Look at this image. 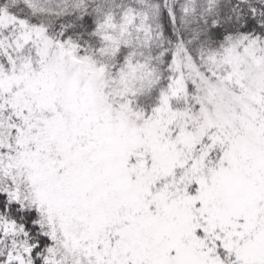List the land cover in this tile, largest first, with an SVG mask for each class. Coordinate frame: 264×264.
Segmentation results:
<instances>
[{
  "label": "snow or ice",
  "instance_id": "obj_1",
  "mask_svg": "<svg viewBox=\"0 0 264 264\" xmlns=\"http://www.w3.org/2000/svg\"><path fill=\"white\" fill-rule=\"evenodd\" d=\"M0 264H264V0H0Z\"/></svg>",
  "mask_w": 264,
  "mask_h": 264
}]
</instances>
